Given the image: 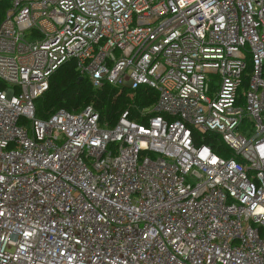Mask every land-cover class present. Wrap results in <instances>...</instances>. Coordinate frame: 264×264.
Segmentation results:
<instances>
[{"label":"built area","instance_id":"2783aa9c","mask_svg":"<svg viewBox=\"0 0 264 264\" xmlns=\"http://www.w3.org/2000/svg\"><path fill=\"white\" fill-rule=\"evenodd\" d=\"M69 61L145 121L36 117ZM0 264H264V0H0Z\"/></svg>","mask_w":264,"mask_h":264},{"label":"trees","instance_id":"16d2710c","mask_svg":"<svg viewBox=\"0 0 264 264\" xmlns=\"http://www.w3.org/2000/svg\"><path fill=\"white\" fill-rule=\"evenodd\" d=\"M156 98V91L146 86L132 90L104 83L94 88L86 77H80L74 63L69 61L52 74L48 89L35 100V115L43 119L61 109L78 111L92 105L99 113L100 123L113 125L126 109H129L130 119L144 122L146 117L139 116L137 109L152 107ZM216 140V134L205 133L202 142L221 153V146L216 144Z\"/></svg>","mask_w":264,"mask_h":264}]
</instances>
